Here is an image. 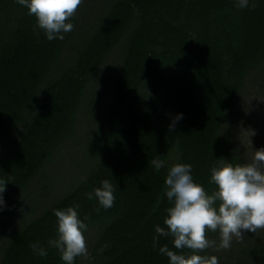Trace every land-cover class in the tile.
Returning <instances> with one entry per match:
<instances>
[{
	"label": "trees",
	"instance_id": "trees-1",
	"mask_svg": "<svg viewBox=\"0 0 264 264\" xmlns=\"http://www.w3.org/2000/svg\"><path fill=\"white\" fill-rule=\"evenodd\" d=\"M71 22L63 40L49 41L25 7L0 0V177L9 181L0 264H65L57 249L40 257L30 244L47 247L57 236L53 209L74 203L89 238V255L75 264H168L153 246L171 206L168 167L192 164L194 180L211 192L217 159L245 162L232 109L254 72L264 79V0L244 9L236 0H84ZM113 55L112 91L102 105L96 76ZM83 113L94 123L78 139L83 168L51 177ZM177 113L183 119L169 130ZM158 155L166 167L156 171ZM104 179L115 186L108 209L87 197ZM36 182L43 194L30 200ZM206 235L219 242L218 230ZM172 239L159 243L172 248ZM204 251L230 264L214 247ZM239 254L237 264H264V237L240 244Z\"/></svg>",
	"mask_w": 264,
	"mask_h": 264
},
{
	"label": "clouds",
	"instance_id": "clouds-1",
	"mask_svg": "<svg viewBox=\"0 0 264 264\" xmlns=\"http://www.w3.org/2000/svg\"><path fill=\"white\" fill-rule=\"evenodd\" d=\"M34 16V30L42 29L49 41L63 40L64 33L71 32L74 24L71 18L84 0H16ZM251 0H236V6L249 7ZM253 7L255 4L252 5ZM183 119L177 113L168 125L173 130ZM251 160L232 163L228 159H217L210 168L209 183L216 187L208 192L202 183L194 180L192 164L177 162L167 169L164 179V195L171 203L166 209L162 227L157 224L153 246L168 258V264H220L219 257L204 250L217 251L232 246L234 235L242 232L264 237V148H254ZM151 164L156 171L166 167L165 160L155 156ZM86 180V177L84 178ZM9 181L0 177V211L7 207L4 193ZM89 200L96 199L99 205L108 209L115 202V186L108 179L99 187L87 193ZM79 204L53 209L57 218L55 239L48 246L39 241L30 247L40 257L48 255V248H55L65 264H75L78 256L87 257L88 247L85 232L88 225L79 216ZM219 231V242L210 240L208 231ZM171 236L173 247L160 245V237ZM188 249V252L183 251ZM180 250V251H177Z\"/></svg>",
	"mask_w": 264,
	"mask_h": 264
},
{
	"label": "rangeland",
	"instance_id": "rangeland-1",
	"mask_svg": "<svg viewBox=\"0 0 264 264\" xmlns=\"http://www.w3.org/2000/svg\"><path fill=\"white\" fill-rule=\"evenodd\" d=\"M117 56L113 55L104 64L103 68L96 76V84L102 89L99 97V104L104 105L109 98L112 91L111 77L114 72L115 61ZM232 116L234 123L231 125L232 136H234V143L238 150V154L248 162L251 160L254 148H264V79L259 72H254L248 79L246 88L241 97L237 101L235 107L232 109ZM91 117L83 113L80 117L79 123L76 128V136L71 144L62 148L54 163V168L50 169L52 172L51 177L54 176H68L69 174L79 173L82 170L83 161L76 155L79 153L80 139L89 128L93 126ZM77 160L79 166H74L71 162L73 159ZM74 167V168H73ZM75 167H77L75 169ZM41 183L36 182L35 186L39 189L34 192L30 189L28 196L35 198L36 194H43L40 189ZM55 192H50L45 196L46 202L52 198ZM29 205V203L27 204ZM30 206V205H29ZM29 217V216H28ZM14 226V225H11ZM11 229V228H8ZM257 236L250 235V233L242 232V235L233 236L232 246L228 249H221L220 254L224 261L230 264H237L239 259L240 244H248L250 241L255 240ZM87 247L89 246V238H86Z\"/></svg>",
	"mask_w": 264,
	"mask_h": 264
}]
</instances>
